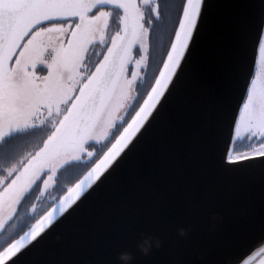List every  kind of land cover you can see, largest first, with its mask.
Masks as SVG:
<instances>
[{
    "label": "snow or ice",
    "instance_id": "obj_1",
    "mask_svg": "<svg viewBox=\"0 0 264 264\" xmlns=\"http://www.w3.org/2000/svg\"><path fill=\"white\" fill-rule=\"evenodd\" d=\"M112 9L120 10V28L109 35ZM166 11L160 0H0V234L17 232L0 246V264H25L121 167L149 157L157 166L172 162L176 114L190 110L185 70L211 30L206 0H185L171 22L162 66L141 102L151 32L166 23ZM95 45L105 50L90 67L88 52ZM233 84L243 103L235 135L225 139V168L264 157V32L254 75L249 79L237 57ZM43 128L39 143L18 155L17 135ZM243 137L258 142L248 153L234 148ZM69 170L76 178L60 186L61 173ZM34 191L36 202L28 204ZM252 233H258L254 251L246 238H237L231 256H213L208 264H264V212L258 226H249Z\"/></svg>",
    "mask_w": 264,
    "mask_h": 264
},
{
    "label": "water",
    "instance_id": "obj_2",
    "mask_svg": "<svg viewBox=\"0 0 264 264\" xmlns=\"http://www.w3.org/2000/svg\"><path fill=\"white\" fill-rule=\"evenodd\" d=\"M206 3L211 38L185 70L190 110L176 114L172 162L157 166L149 157L121 167L25 264H116L120 252L119 264L124 253L128 264H208L231 256L237 238L255 250L258 233L249 234V226H258L264 212V157L225 168L221 155L243 103L234 90V62L242 58L249 79L254 75L264 0Z\"/></svg>",
    "mask_w": 264,
    "mask_h": 264
},
{
    "label": "flooded vegetation",
    "instance_id": "obj_3",
    "mask_svg": "<svg viewBox=\"0 0 264 264\" xmlns=\"http://www.w3.org/2000/svg\"><path fill=\"white\" fill-rule=\"evenodd\" d=\"M185 0H177L173 9L170 10L169 12H167V19H166V23L163 24V26L166 28H164V31L161 32L162 34H159L157 40H155L154 42L153 40V36L152 33L154 31V28L151 32V37H150V44H151V61L149 63V67L147 69V74H146V79L143 83V87H141L139 89L140 94H141V101L142 99L146 96L147 92L150 90L151 84L154 82V75L157 74V69L162 66L160 61L162 60V54L165 53L167 47H168V41H169V30L172 27V21L175 20V18L180 14L181 10H182V5L184 3ZM145 14L150 15V11L149 9L145 8ZM120 11L117 9H112V16L109 20L110 24L112 25V35L115 34L116 31H118L117 29L120 28ZM156 43V44H155ZM105 50V49H104ZM99 58H102V56H100ZM137 58H138V54H137ZM47 131V128H43L40 129L38 131H29L27 133H20L18 134L16 140L14 141V143L17 146V153L18 150H20V153L24 150V144H23V139H25L27 136L30 137V141L29 144L31 145L32 143L34 145L38 144V140L40 139L41 136H45ZM40 136V137H39ZM38 140H36V138H38ZM258 144V142L255 140V138H253L252 140H249L247 137H243L241 139H237L234 145L235 151L236 152H240V153H248L251 151V148L253 147V145ZM23 148V149H22ZM34 197L36 195V192H33ZM33 202H36L35 199L34 201L32 200H28L27 203L31 204Z\"/></svg>",
    "mask_w": 264,
    "mask_h": 264
},
{
    "label": "rangeland",
    "instance_id": "obj_4",
    "mask_svg": "<svg viewBox=\"0 0 264 264\" xmlns=\"http://www.w3.org/2000/svg\"><path fill=\"white\" fill-rule=\"evenodd\" d=\"M176 1L177 0H160V4H161V10H162V12H164L165 11V6H167V11H166V13H165V19H167V12H169L170 10H172L173 9V7H174V5H175V3H176ZM112 25L113 24H110L109 23V28H108V34L109 35H112ZM164 26L163 25H158V26H156L155 28H154V31H153V33H152V36H153V42L155 41V40H157V38H158V36H159V34H162L161 32H163L164 31ZM117 30H119V29H117ZM104 51V47L103 46H101V45H95V46H92V47H90L89 48V52H88V62H89V66L91 67L92 66V64H94L95 63V61L97 60V59H99V57L100 56H98L97 54L98 53H101V52H103ZM142 102V101H141ZM18 137V136H17ZM40 137V136H39ZM39 137L38 138H36V140H38L39 139ZM44 136H41L40 137V139L38 140V141H40L42 138H43ZM30 141H32V140H30V137H26L25 139H23V144L25 145L23 148H24V150L20 153V150H18V152L19 153H17L18 155H20V154H23L24 152H27V151H31L32 149H33V147H34V144L32 143L31 145L29 144V142ZM39 143V142H38ZM22 148V149H23ZM78 173H74L73 172V170H71V171H69V172H65V174H64V179L66 180V181H73L75 178H76V175H77ZM59 181H61V179H59ZM69 183H71V182H69ZM69 183H67V184H69ZM66 185V184H65ZM28 200H32V201H34V194L32 195V197H30ZM40 206H43V202H41L40 203ZM14 232V231H13ZM12 235V232L10 233V234H4V236H2V242L4 241V240H6V238L8 237V236H11Z\"/></svg>",
    "mask_w": 264,
    "mask_h": 264
},
{
    "label": "trees",
    "instance_id": "obj_5",
    "mask_svg": "<svg viewBox=\"0 0 264 264\" xmlns=\"http://www.w3.org/2000/svg\"><path fill=\"white\" fill-rule=\"evenodd\" d=\"M185 2V1H184ZM166 29V28H165ZM156 44V43H155ZM164 55H165V53H163L162 54V57H164ZM158 74V73H157ZM69 171H71V170H69ZM68 171V172H69ZM64 174H65V172H63V173H61V175H60V177H59V179H61V181H59V184H60V186H63V185H65V184H67V183H69V182H73V181H66L65 179H64ZM70 184V183H69ZM2 236H4V234H0V246H2V245H4L6 242H10V240L11 239H13V238H17V232L16 231H14V232H12V235L11 236H8L7 238H6V240H4L3 242H2Z\"/></svg>",
    "mask_w": 264,
    "mask_h": 264
},
{
    "label": "clouds",
    "instance_id": "obj_6",
    "mask_svg": "<svg viewBox=\"0 0 264 264\" xmlns=\"http://www.w3.org/2000/svg\"><path fill=\"white\" fill-rule=\"evenodd\" d=\"M181 234H183V231L181 232ZM149 246L150 244L147 241H145L143 244H141V249L145 251V253H147ZM120 259L124 261V264H128V261L131 259V256L127 253H124L121 255Z\"/></svg>",
    "mask_w": 264,
    "mask_h": 264
}]
</instances>
